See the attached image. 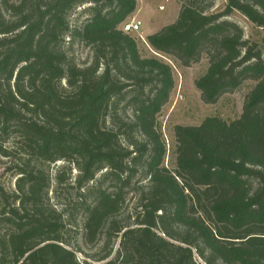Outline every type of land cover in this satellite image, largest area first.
<instances>
[{
	"label": "trees",
	"instance_id": "trees-1",
	"mask_svg": "<svg viewBox=\"0 0 264 264\" xmlns=\"http://www.w3.org/2000/svg\"><path fill=\"white\" fill-rule=\"evenodd\" d=\"M176 1L145 57L121 28L136 0H0V164L12 178L0 177V264H264V49L228 20L241 14L264 44V0ZM74 44L90 49L86 65ZM163 57L207 59L195 83L206 104L254 83L239 118L173 127L172 169ZM71 231L98 245L89 260Z\"/></svg>",
	"mask_w": 264,
	"mask_h": 264
},
{
	"label": "rangeland",
	"instance_id": "rangeland-1",
	"mask_svg": "<svg viewBox=\"0 0 264 264\" xmlns=\"http://www.w3.org/2000/svg\"><path fill=\"white\" fill-rule=\"evenodd\" d=\"M136 12L132 18L141 22L139 33L143 40L138 38V35L132 34L137 39L138 49L142 56L151 57L156 55L146 42L148 35L159 32L163 27L174 23L180 12V4L176 0H136ZM224 0H216L213 11H219L224 8ZM78 13L72 16V22L82 17ZM228 20L238 24L244 31V36L250 41L261 43L262 32L248 22L241 14L234 12ZM69 55L74 59L78 66L86 65L91 59L90 49L81 44H74L68 49ZM163 60L168 63L173 70L174 89L170 95L168 103L161 111L159 121L161 124L162 133L166 143V165L170 169L174 166V137L172 129L176 125L180 126H197L206 117L216 116L225 121H232L240 117L246 96L252 90L254 83L251 81L245 82L234 93H227L221 96L215 104H206L203 102L201 92L197 89L195 83L201 78L208 69V61L202 57L199 62L192 64L190 67H180L173 60L163 57ZM3 165L0 164L1 180L10 186L12 178L8 174H3ZM134 204V200L129 195L125 206L129 208ZM126 216V214H125ZM70 247L75 251L77 258L80 261L89 260L98 251V245H87L83 242L80 234L70 232L68 235ZM74 246V248H73Z\"/></svg>",
	"mask_w": 264,
	"mask_h": 264
},
{
	"label": "built area",
	"instance_id": "built-area-1",
	"mask_svg": "<svg viewBox=\"0 0 264 264\" xmlns=\"http://www.w3.org/2000/svg\"><path fill=\"white\" fill-rule=\"evenodd\" d=\"M123 32L130 33V34H136L138 35V38L143 40L141 37L139 30L141 28V22L138 21L135 18L128 19L123 25L121 26Z\"/></svg>",
	"mask_w": 264,
	"mask_h": 264
},
{
	"label": "crops",
	"instance_id": "crops-1",
	"mask_svg": "<svg viewBox=\"0 0 264 264\" xmlns=\"http://www.w3.org/2000/svg\"><path fill=\"white\" fill-rule=\"evenodd\" d=\"M132 18V17H131ZM131 18H129V19H131Z\"/></svg>",
	"mask_w": 264,
	"mask_h": 264
}]
</instances>
